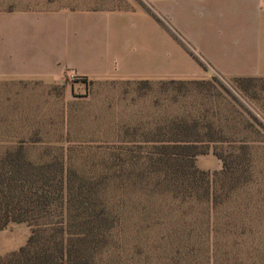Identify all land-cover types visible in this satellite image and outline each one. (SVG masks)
Masks as SVG:
<instances>
[{
	"label": "rangeland",
	"instance_id": "obj_1",
	"mask_svg": "<svg viewBox=\"0 0 264 264\" xmlns=\"http://www.w3.org/2000/svg\"><path fill=\"white\" fill-rule=\"evenodd\" d=\"M132 5L149 10L151 4L149 0H0V9L36 11ZM151 12L162 25L170 26L165 17ZM205 82L209 83L202 87L99 82L87 96L66 95L63 86L0 84V140L104 147L118 139L115 130L152 128L179 113L208 112V118L212 114L222 118L223 127L247 126L249 167L239 173L242 186L228 198L218 192L221 201L212 210L201 203L179 205L171 200L153 202L149 210L128 203L115 255L117 264H264V90L250 99L232 80L215 77ZM36 148L29 149L31 158L39 154ZM211 151L197 157L196 166L212 179L221 162ZM29 235L26 224L9 223L0 231V256L17 251Z\"/></svg>",
	"mask_w": 264,
	"mask_h": 264
},
{
	"label": "trees",
	"instance_id": "obj_2",
	"mask_svg": "<svg viewBox=\"0 0 264 264\" xmlns=\"http://www.w3.org/2000/svg\"><path fill=\"white\" fill-rule=\"evenodd\" d=\"M232 82L250 99L264 90L262 78ZM221 123L208 112L179 113L152 128L115 130L118 139L97 148L1 139L7 144L0 146V231L24 223L30 235L17 251L0 256V264H117L116 240L128 203L149 210L153 202L171 200L212 210L221 201L218 192L228 198L243 185L239 173L249 167L248 127ZM36 147L39 154L31 158L29 149ZM210 151L221 162L212 179L196 166L197 157Z\"/></svg>",
	"mask_w": 264,
	"mask_h": 264
},
{
	"label": "crops",
	"instance_id": "obj_3",
	"mask_svg": "<svg viewBox=\"0 0 264 264\" xmlns=\"http://www.w3.org/2000/svg\"><path fill=\"white\" fill-rule=\"evenodd\" d=\"M149 2V10L0 9V84L63 86L66 95L79 96L69 73L86 78L89 88L108 81L264 79V0Z\"/></svg>",
	"mask_w": 264,
	"mask_h": 264
},
{
	"label": "built area",
	"instance_id": "obj_4",
	"mask_svg": "<svg viewBox=\"0 0 264 264\" xmlns=\"http://www.w3.org/2000/svg\"><path fill=\"white\" fill-rule=\"evenodd\" d=\"M66 81L74 86V91L79 96H87L90 93V88L87 85L86 78L81 77L75 73H69L66 75ZM81 85L83 87H81Z\"/></svg>",
	"mask_w": 264,
	"mask_h": 264
}]
</instances>
